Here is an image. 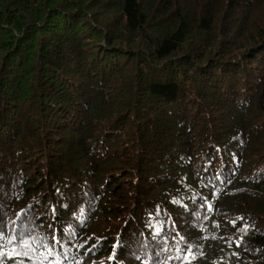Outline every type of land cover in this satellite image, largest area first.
<instances>
[{"label":"trees","instance_id":"obj_1","mask_svg":"<svg viewBox=\"0 0 264 264\" xmlns=\"http://www.w3.org/2000/svg\"><path fill=\"white\" fill-rule=\"evenodd\" d=\"M0 264H264V0H0Z\"/></svg>","mask_w":264,"mask_h":264},{"label":"rangeland","instance_id":"obj_2","mask_svg":"<svg viewBox=\"0 0 264 264\" xmlns=\"http://www.w3.org/2000/svg\"><path fill=\"white\" fill-rule=\"evenodd\" d=\"M86 255H87V257H90L91 256V253H87Z\"/></svg>","mask_w":264,"mask_h":264}]
</instances>
